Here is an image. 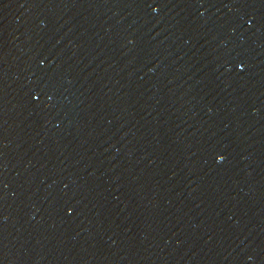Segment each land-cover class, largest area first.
Listing matches in <instances>:
<instances>
[{
  "label": "water",
  "instance_id": "95a60500",
  "mask_svg": "<svg viewBox=\"0 0 264 264\" xmlns=\"http://www.w3.org/2000/svg\"><path fill=\"white\" fill-rule=\"evenodd\" d=\"M0 264H264V0H0Z\"/></svg>",
  "mask_w": 264,
  "mask_h": 264
}]
</instances>
